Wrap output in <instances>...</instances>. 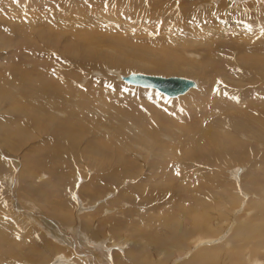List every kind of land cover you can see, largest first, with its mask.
<instances>
[{
    "label": "rangeland",
    "instance_id": "1",
    "mask_svg": "<svg viewBox=\"0 0 264 264\" xmlns=\"http://www.w3.org/2000/svg\"><path fill=\"white\" fill-rule=\"evenodd\" d=\"M235 1L0 0V264H264V0Z\"/></svg>",
    "mask_w": 264,
    "mask_h": 264
},
{
    "label": "bare ground",
    "instance_id": "2",
    "mask_svg": "<svg viewBox=\"0 0 264 264\" xmlns=\"http://www.w3.org/2000/svg\"><path fill=\"white\" fill-rule=\"evenodd\" d=\"M249 0H246V2H248ZM254 1V0H253ZM257 1H260V0H257ZM233 2H237V3H242L241 1H235V0H233ZM245 2V3H246ZM244 4V3H243ZM245 5H247V4H245ZM102 12V11H101ZM82 15V14H81ZM53 18V17H52ZM89 17L88 16H85L84 18H78V19H80V20H76V19H74L72 22H71V24H70V22H69V24H67L66 25V27L67 26H70L73 30H74V32L75 33H78V34H81L80 35V41L82 42L83 41V43H85L84 45H80V48H82V50H84V52L85 53H88V52H90L88 49H86L88 46H95L93 43V45H91L90 43H89V41L91 42V41H93L95 38H94V34H92V32H91V30L90 29H88V24H87V19H88ZM54 19V18H53ZM32 20V19H31ZM260 20V19H259ZM89 21V20H88ZM253 21V20H252ZM66 22V21H65ZM262 22V21H261ZM68 23V22H67ZM91 23V22H90ZM260 24V23H259ZM65 25V24H64ZM63 25V26H64ZM261 25H263V23L261 24ZM89 26H90V24H89ZM69 27V28H70ZM68 28V29H69ZM47 30V29H46ZM71 30V29H70ZM69 30V31H70ZM36 32V31H35ZM62 34V33H61ZM77 34V35H78ZM26 35V34H25ZM29 36L28 37H30V36H33L32 34H28ZM44 35H46V34H44ZM41 36V35H40ZM48 37V36H47ZM75 38V37H74ZM49 39V38H48ZM70 39V38H69ZM78 40V39H77ZM74 41V40H73ZM73 41H71L70 43H73ZM79 41V42H80ZM81 42H80V44H81ZM74 43L76 44L77 42H76V40L74 41ZM73 43V44H74ZM79 44V43H78ZM77 46H79V45H77ZM101 46V45H100ZM234 46V45H233ZM244 46V45H243ZM78 48V47H77ZM253 48V47H252ZM243 51V50H242ZM253 51V50H252ZM259 51V50H258ZM262 51V50H261ZM244 52V51H243ZM236 54V53H235ZM255 55H257V54H255ZM258 57V56H257ZM73 58H75V57H73ZM252 58V57H251ZM69 60V59H68ZM262 60V59H261ZM253 61V60H252ZM239 62V61H238ZM261 62V61H260ZM264 61H262V64H264L263 63ZM250 63V61H248V64ZM244 64V63H243ZM247 64V65H248ZM252 64V63H251ZM257 64V63H256ZM253 65V64H252ZM260 65V64H259ZM258 65V66H259ZM204 66V65H203ZM244 66H246V65H244ZM244 66H243V69H244ZM261 66V65H260ZM252 67V66H251ZM209 69L211 68V67H208ZM247 68V67H246ZM245 68V69H246ZM253 68H254V66H253ZM262 70V69H261ZM248 71V70H247ZM249 71H250V68H249ZM206 73V72H205ZM247 73V72H246ZM250 72H248V74H249ZM204 74V73H203ZM208 74H210V73H208ZM213 74V73H212ZM252 74V73H251ZM250 74V75H251ZM121 76L122 75H118V77L121 79ZM206 76V75H205ZM212 76V75H211ZM235 76V75H234ZM251 77H252V75H251ZM254 77V76H253ZM257 78V77H256ZM122 80V79H121ZM248 80V79H247ZM124 82V81H123ZM249 82H247V84H248ZM196 86H197V84H196ZM196 86L195 87H190L188 90H187V92H189V90L190 89H193V88H196ZM243 86H244V84H243ZM144 88V87H143ZM55 89V88H54ZM150 89V88H149ZM261 89V88H260ZM53 90V89H52ZM206 90H207V86H203V88L200 90V93H201V95L205 98V93H206ZM209 90V89H208ZM249 90V89H248ZM247 90V91H248ZM257 90H258V88H257ZM187 92H185L184 94H186ZM55 93H57V91L55 92ZM210 93V92H209ZM184 94H181V95H184ZM207 94H208V91H207ZM181 95H178V96H176V97H179V96H181ZM164 96H166V95H164ZM50 97L51 98H57V96H54V95H52V94H50ZM166 97H168V96H166ZM176 97H169V98H176ZM208 97V96H207ZM206 100H208V98L206 99ZM261 100V99H260ZM201 102H202V98H201ZM207 102V101H206ZM214 102V101H213ZM204 103V102H203ZM209 103V102H208ZM207 103V104H208ZM192 104V103H191ZM246 105V104H245ZM247 105H249V103H247ZM188 106V105H187ZM192 106V105H191ZM197 106H198V103H197ZM202 106V105H201ZM243 106V105H242ZM203 107V106H202ZM248 107H250V109L252 108V106L250 105V106H247L246 107V109H249ZM199 108V107H198ZM204 108V107H203ZM242 108V107H241ZM256 108V107H255ZM244 109V108H243ZM258 109H260L261 111H263L261 108H258ZM186 110V109H185ZM188 111H189V109H188ZM190 111H191V109H190ZM197 111V110H196ZM264 112V111H263ZM240 114H243V111H240L239 112ZM164 114V113H163ZM214 115H215V113H213ZM264 115V114H263ZM217 116H219L218 118H220V121L218 120V119H216L215 121V124L217 125V127H215V126H212L213 124H210L209 126H208V124H207V122H208V119H207V122H206V124H207V126H204V125H202L200 128L202 129V130H209L210 128H211V126H212V128H211V131H216V130H224L223 129V125H224V123H226V122H228V117H226L225 115H224V117L225 118H223V120H222V115H220V113L218 114L217 113ZM217 116H216V118H217ZM243 117V116H242ZM244 117L247 119V121H248V125H247V127L244 125V123H243V121L241 122L242 124H239L240 126L238 127V128H236V123L235 124H230V125H227V130H230V132H232L231 130L233 129V130H235L236 132H238L239 133V129H242V131H244L243 129H246V130H249L250 131V127H251V125L250 124H252V123H255V124H259L258 122L259 121H257V119L259 120V118L256 116V114L255 113H253V112H246V113H244ZM118 118V117H117ZM199 119V118H198ZM195 121H197V120H195ZM200 121V120H199ZM198 121V122H199ZM205 121V120H204ZM211 121H212V119H211ZM210 121V122H211ZM219 122V123H218ZM205 124V123H204ZM223 124V125H222ZM260 125V127H262L263 126V124H262V122L259 124ZM220 129H219V128ZM225 127H226V125H225ZM245 127V128H244ZM186 128V127H185ZM198 130H199V128H198ZM245 130V131H246ZM241 131V132H242ZM157 132V131H156ZM188 132V131H187ZM234 133V132H233ZM257 133V132H256ZM255 133V134H256ZM166 134V133H165ZM143 135V134H142ZM167 135V134H166ZM207 135H209V133H207ZM206 135V136H207ZM238 135H240V133L238 134ZM245 135V134H244ZM244 135H242V136H244ZM145 136V135H144ZM212 136H214L213 135V132H212ZM142 137V136H141ZM186 137H187V135H186ZM189 137V136H188ZM208 138H209V136H207ZM234 138H235V136H234ZM243 138V137H242ZM254 138V137H253ZM164 139V138H163ZM244 139H246V138H244ZM152 140V139H151ZM167 140V139H166ZM202 141L203 140H205V139H201ZM210 140H212V141H214L215 139H213L211 136H210ZM233 140L234 139H232V142H233ZM168 141H170V140H168ZM206 141H207V138H206ZM250 141H252V140H250ZM254 141V140H253ZM198 142V141H197ZM200 142V141H199ZM203 142H205V141H203ZM190 143H192V139L190 140ZM214 144V143H213ZM203 145V144H202ZM201 145V146H202ZM239 145L240 144H238V142H237V144L235 143V141H234V143L232 144V146H235V147H239ZM192 146V145H191ZM196 146H198V144L196 145ZM199 146H200V144H199ZM205 147V146H204ZM154 148V147H153ZM202 148V147H201ZM198 150L199 149V147L198 148H193V150ZM239 148H237V150H238ZM240 149H243L242 148V144H241V146H240ZM240 149H239V151H240ZM236 150V151H237ZM253 150V149H252ZM251 150V151H252ZM190 151H191V149H190ZM189 151V152H190ZM217 151V150H216ZM221 151H222V149H221ZM255 151V150H254ZM211 152V151H210ZM214 152V151H213ZM242 152H243V150H242ZM169 153V152H168ZM241 153V152H240ZM247 153V152H246ZM253 153V152H252ZM195 154V153H194ZM231 154H233V155H231ZM231 154H229L228 155V157L230 158L229 160L232 162V164L233 163H235L236 164V162L238 161L237 160V158L239 159L240 158V155L237 157L236 155H235V153H231ZM236 154H238V153H236ZM254 154V153H253ZM213 155V154H212ZM247 156H248V154H246ZM184 156H185V154H184ZM190 156V155H189ZM198 156H199V154H198ZM246 156V157H247ZM191 157H192V155H191ZM224 157V156H223ZM188 159V158H187ZM192 159V158H191ZM203 159H204V157H203ZM206 160V159H205ZM204 161V160H203ZM209 161V160H208ZM207 161V162H208ZM183 162V161H182ZM200 162V161H199ZM240 162H242V161H238L237 162V164L238 163H240ZM222 163V162H221ZM229 163V162H228ZM203 164H205V163H203ZM207 164V163H206ZM216 165V164H215ZM213 166V165H212ZM211 166V167H212ZM234 168V167H233ZM235 173V172H234ZM185 174H186V172H185ZM191 175H193V174H191ZM198 178H199V176H198ZM199 225V224H198ZM171 226V225H170ZM198 228V227H197ZM199 229V228H198ZM161 230V229H160ZM167 231H168V229H167ZM202 231H204V229L202 230ZM210 232H209V234L210 233H212V234H214L213 233V230H209ZM58 232V231H57ZM165 232V231H164ZM145 233V232H144ZM146 234V233H145ZM150 235V234H149ZM160 235V234H159ZM163 235H164V233H163ZM61 236V235H60ZM77 236V235H76ZM152 236V235H151ZM156 236V235H155ZM166 236V235H165ZM167 236H168V234H167ZM147 237V236H146ZM162 237V236H161ZM73 238V237H72ZM164 238V237H163ZM162 238V239H163ZM158 239V238H157ZM159 240V239H158ZM158 240H157V242H158ZM166 240V239H165ZM164 240V241H165ZM168 240V239H167ZM152 241H154V240H152ZM163 241V242H164ZM203 241V240H202ZM205 241H210V240H205ZM160 242V241H159ZM212 242V241H211ZM89 243V242H88ZM162 243V242H161ZM210 243V242H209ZM227 243V242H226ZM147 244H148V242L145 244V246H147ZM159 245H161L160 243H159ZM167 245V244H166ZM91 246V245H90ZM94 246V245H93ZM220 246V245H219ZM119 247V246H118ZM155 247V246H154ZM154 247L153 246H148L145 250H144V258H143V254H142V256H137V259L136 258H134V257H136V256H134L133 258L131 257V256H128L130 259L129 260H133V259H136L135 261H138V258H139V261L143 264V260L144 261H146L147 263H145L144 262V264H156V259H154V261H153V259H151V257L153 256L152 254L154 253V251L157 249V248H155L154 249ZM164 247V246H163ZM218 247V246H217ZM79 249V248H78ZM153 249H154V251H153ZM203 249V248H202ZM213 249V248H212ZM217 249V248H216ZM141 250H143V249H141ZM203 250H205V249H203ZM211 250V249H210ZM218 250H219V248H218ZM218 250H217V252H218ZM202 252V251H201ZM206 253H208V251H205ZM226 252V251H225ZM229 252V251H228ZM87 253V252H86ZM128 253H129V251H128ZM133 253V252H132ZM156 253V252H155ZM124 254V253H123ZM136 254V253H135ZM212 254V253H211ZM215 254H216V256H217V253L215 252ZM130 255V254H129ZM166 255V254H165ZM187 255V254H186ZM208 254H203V253H198V254H196V255H194V256H191L189 259H188V262H184V263H182V264H197V262H201V260H203L204 262V264H205V261L206 260H210L209 258H208V256H207ZM221 255H222V253H221ZM225 255V254H224ZM251 255V254H250ZM126 256V257H127ZM188 256V255H187ZM231 256V255H230ZM252 256V255H251ZM185 257V256H184ZM183 257V258H184ZM210 257H211V255H210ZM225 257V256H224ZM254 257V256H253ZM140 258H143V260L141 259L140 260ZM163 258V257H162ZM166 258V257H165ZM165 258H164V260H165ZM228 258V257H227ZM90 259V258H89ZM219 259H222V258H220V255H219ZM123 260V259H122ZM152 260V261H151ZM169 260V259H168ZM167 260V261H168ZM213 260V259H212ZM134 261V260H133ZM187 261V260H186ZM248 263H250V264H262V262H260L259 260H258V258L256 259L255 257H254V259H250V258H248ZM122 262H124L125 263V261H122ZM132 262V261H131ZM139 262V263H140ZM165 262V261H164ZM217 262H219V261H217ZM231 262V261H230ZM239 262H241L240 260H239ZM238 262V263H239ZM133 263V262H132ZM162 263H163V261H162ZM134 264H136V262L134 263ZM158 264V263H157ZM164 264V263H163ZM232 264H234V262H232ZM236 264V263H235Z\"/></svg>",
    "mask_w": 264,
    "mask_h": 264
},
{
    "label": "water",
    "instance_id": "3",
    "mask_svg": "<svg viewBox=\"0 0 264 264\" xmlns=\"http://www.w3.org/2000/svg\"><path fill=\"white\" fill-rule=\"evenodd\" d=\"M121 79L130 85L155 89L168 97L184 94L190 87L196 86L195 81L182 76H162L144 72H130L122 75Z\"/></svg>",
    "mask_w": 264,
    "mask_h": 264
}]
</instances>
